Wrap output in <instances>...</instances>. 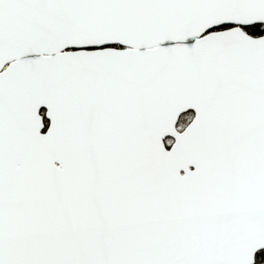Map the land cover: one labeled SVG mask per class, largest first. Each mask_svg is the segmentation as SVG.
<instances>
[{
	"label": "snow or ice",
	"instance_id": "obj_1",
	"mask_svg": "<svg viewBox=\"0 0 264 264\" xmlns=\"http://www.w3.org/2000/svg\"><path fill=\"white\" fill-rule=\"evenodd\" d=\"M0 264H264V0H0Z\"/></svg>",
	"mask_w": 264,
	"mask_h": 264
}]
</instances>
